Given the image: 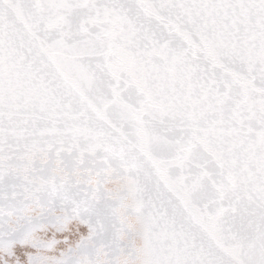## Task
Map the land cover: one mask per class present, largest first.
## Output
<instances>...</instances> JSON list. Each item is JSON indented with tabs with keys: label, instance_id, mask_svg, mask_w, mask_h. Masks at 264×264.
Listing matches in <instances>:
<instances>
[{
	"label": "snow or ice",
	"instance_id": "1",
	"mask_svg": "<svg viewBox=\"0 0 264 264\" xmlns=\"http://www.w3.org/2000/svg\"><path fill=\"white\" fill-rule=\"evenodd\" d=\"M0 264H264V0H0Z\"/></svg>",
	"mask_w": 264,
	"mask_h": 264
}]
</instances>
